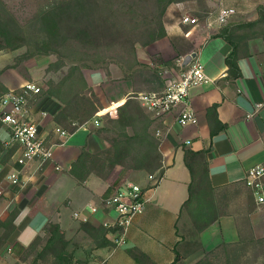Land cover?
<instances>
[{
	"label": "crops",
	"instance_id": "1",
	"mask_svg": "<svg viewBox=\"0 0 264 264\" xmlns=\"http://www.w3.org/2000/svg\"><path fill=\"white\" fill-rule=\"evenodd\" d=\"M222 2L236 9L230 22L256 19L257 6L264 4V0ZM208 5V13H214L218 3L216 0H208ZM196 12L194 1L171 3L163 16L165 36L145 47L136 46L138 62L153 68L164 79L159 87L149 89L141 86L135 91L131 81L123 79L121 70L114 64L108 65L106 69L82 70L85 80L104 109H110L127 99L132 92L161 91L167 78L164 70L167 69L168 76H175V60L189 53H195L209 78V81L200 83L189 91L188 101L197 117L195 123L180 125L174 114H167L153 121L151 132L154 134L158 128L162 130V137L158 139L163 174L157 185L148 190L150 201L144 211L134 218L123 242L111 250L100 251L105 264H138L129 254V250L133 248L140 250L155 264L173 261L172 248L179 240L175 226L177 223L178 226L187 223L186 216L179 214L180 206L188 194L187 184L190 178L183 162V146L193 150L208 148L209 179L216 187L243 181L250 167L264 162V38L255 37L248 41L245 49L248 54L237 60L240 75L230 79L227 77L225 57L230 53L231 45L216 36L219 26L208 27L204 21L207 14L202 18L198 17L196 25L180 22L181 15L197 16ZM2 55L1 53L0 56ZM31 60L23 62L22 66L29 64ZM165 61H170L171 64L165 65ZM8 63L0 66V69ZM28 80L35 82L28 76L22 77L17 67L5 68L0 74V82L8 90L16 89ZM107 103L111 104L105 106ZM213 105L218 121L211 118L210 108ZM59 107L58 101L46 95L34 94L28 99L27 119L39 122L44 125L42 128L49 129L54 125L52 117ZM99 125L89 121L68 134L62 145L53 146L52 161L42 166L34 160L18 166L15 163V147L5 143L6 129L0 125V143L3 145V150L0 151V220L14 207L18 209L7 246L11 248L15 242L27 246L34 236L44 235V226L48 220L57 223L65 234L74 227L77 235H81L82 231H77L79 220L71 217L74 211L80 212L95 225L113 217L112 214L103 212L90 214L85 207L97 195L113 192L123 181L116 182L119 168L111 170L106 179L90 175L83 183H78L68 173L81 147L97 152L108 146L107 133L99 131ZM10 149L13 150L12 154L4 156ZM55 165L60 168L55 169ZM14 169L19 170L20 181L16 185L8 178ZM67 177L72 178L74 183L70 185V190L57 197L65 188ZM126 177L143 186L151 183L147 174L141 170L129 171ZM242 226L246 230L251 229L255 237L264 236V205L255 203V208L247 216V223L243 222ZM198 238L200 249L187 256L184 264H194L204 253L220 243L238 241L235 216H220L202 230ZM3 252L0 251V259Z\"/></svg>",
	"mask_w": 264,
	"mask_h": 264
},
{
	"label": "trees",
	"instance_id": "2",
	"mask_svg": "<svg viewBox=\"0 0 264 264\" xmlns=\"http://www.w3.org/2000/svg\"><path fill=\"white\" fill-rule=\"evenodd\" d=\"M185 1L189 0H59L38 10L25 24H21L0 1V51L25 46V50L14 57L11 66L36 55L54 56V60L47 63L45 72L59 73V77L46 79L38 94L60 103L52 121L70 134L89 122L102 108L82 69H106L114 64L121 70L122 78L131 81L135 91L141 86L154 89L163 83L164 79L153 68L138 62L136 46L145 47L164 37L166 8L171 3ZM190 1L196 3L197 17L210 11L208 0ZM216 36L231 45L225 64L227 77L235 79L240 75L237 60L248 54L245 51L248 41L255 37L264 38V4L257 6L256 19L228 22L219 26ZM163 63L171 64L170 61ZM3 70L0 69V74ZM7 91L8 88L0 82V96ZM115 106L100 110L101 113L111 112V117L99 119V131L107 133L108 146L97 152L81 147L68 169L69 175L83 183L90 175L106 179L111 170L119 168L117 183L132 170L154 175L158 183L163 174L162 157L160 141L151 132L153 120L150 114L133 97ZM210 113L213 121H218L215 105L210 108ZM207 149L182 147L183 162L190 178L188 194L179 214L186 216L187 223L175 226L179 240L172 248L173 261L168 264H182L187 256L199 250V233L223 215L235 216L238 241L220 243L194 264H234V250L254 238L251 229L242 226L255 208L251 190L244 180L213 186L209 179ZM12 152L10 149L4 156H10ZM17 214L18 209L14 207L0 220V246L14 229ZM77 231L86 234L95 249L115 248L111 234L118 232L116 227L79 221ZM77 246L78 243L66 238L57 223L48 222L44 226V235L34 236L27 246L15 242L11 249L29 264H88V257L80 259L76 256ZM129 254L138 264H155L136 248L129 250ZM219 255L221 263L215 261Z\"/></svg>",
	"mask_w": 264,
	"mask_h": 264
},
{
	"label": "built area",
	"instance_id": "3",
	"mask_svg": "<svg viewBox=\"0 0 264 264\" xmlns=\"http://www.w3.org/2000/svg\"><path fill=\"white\" fill-rule=\"evenodd\" d=\"M216 1L218 3L216 11L207 13L204 19L208 27L224 25L230 22L236 14L235 7L224 5L222 0ZM180 22L196 25L199 18L183 14ZM175 64L177 67L175 76H168L167 69L164 70L167 78L161 91L132 92L128 98L136 99L144 111L150 114L153 121L167 114H174L180 125L195 123L197 117L188 101L189 91L192 87L209 81V78L204 73L202 63L195 56L191 57L187 64H183L182 57L177 58ZM40 90L41 86L36 82L26 81L18 88L8 90L0 96V123L7 133L5 143L15 147V163L18 166H23L33 160L37 161L39 166L51 162L53 146L62 145L63 139L69 134L59 125L54 124L49 129H44L43 124L27 119L28 99L38 94ZM113 109L116 111V106ZM100 110L96 111L90 120L95 125H99V119L102 116L109 114L111 117L110 111L101 113ZM154 135L161 138L162 130L156 129ZM59 168L55 165V169ZM147 177L151 182L149 186H143L130 179L123 180L113 192L97 195L92 201L86 203L85 209L90 214L103 212L113 215L110 219H105L102 225L118 229V232L111 234L115 248L123 242L134 218L144 211L150 201L148 190L157 185V179L154 175H147ZM8 178L12 184H18L19 170L11 171ZM244 182L251 190L256 205H264V162L250 167L244 176ZM73 218L88 221V218L78 211L73 212ZM88 264H105V259H95Z\"/></svg>",
	"mask_w": 264,
	"mask_h": 264
},
{
	"label": "rangeland",
	"instance_id": "4",
	"mask_svg": "<svg viewBox=\"0 0 264 264\" xmlns=\"http://www.w3.org/2000/svg\"><path fill=\"white\" fill-rule=\"evenodd\" d=\"M0 1H2V3L7 8V10L21 24H25L31 17H33L37 13L38 10L48 8L59 0H0ZM24 50H25V46H20L14 50L0 51V54L1 53L3 54L2 56H0V66L9 62L8 65H5L3 67L4 69L7 66L11 68L17 67V70L19 71L20 75H22V77L28 76L32 78L33 80H35V82L37 83L39 82L40 84L39 83L38 84L41 86V88L44 86V81L46 79L48 78L57 79L59 77V73H53V72L46 73L45 72V67L47 63L54 60V56L50 54L49 55H36L27 60L22 61L16 66H11L14 63V57L22 53ZM12 52L14 53L11 56L10 54ZM5 53H8V54H5ZM30 59L32 60L30 61V63L28 62L29 64H25L24 66H22L23 62H26ZM103 65H106V64L103 62ZM84 69H88V68H84ZM28 81H31V80H28ZM108 104H111V103H107L105 104V106H107ZM104 116L110 117L109 114H106ZM127 179L129 178L125 177L123 180H127ZM72 183H74L72 178L67 177V183L65 185V188H63V190H61L58 193L57 197L61 196L63 192H67L68 190H70V185ZM100 195H103V194H100ZM71 217L73 218V215H71ZM48 222H54V221L48 220ZM70 229H71L70 231L64 234L66 238L70 239L72 242L78 243V246L75 252L78 258L82 259L84 257H88L89 260L92 261L95 259H100V257H103L100 254V251H104V250L93 248L91 239L86 234L82 232L81 235H77V232L74 227H71ZM1 232L2 231L0 229V234ZM7 240L0 246V251L1 252L4 251L0 259V262H2L3 264H29V261H23L22 259L18 258L17 255H15L13 250L9 246H7V243H8ZM71 247H73V245H71ZM234 258H233L235 262L234 264H264V236H261V237L254 236L253 240L246 241L242 248L236 251L234 250ZM215 261L221 263L222 257L219 255L218 257L215 258ZM182 264H184V262Z\"/></svg>",
	"mask_w": 264,
	"mask_h": 264
},
{
	"label": "water",
	"instance_id": "5",
	"mask_svg": "<svg viewBox=\"0 0 264 264\" xmlns=\"http://www.w3.org/2000/svg\"><path fill=\"white\" fill-rule=\"evenodd\" d=\"M195 53H189L187 55H185L183 57V64H187L189 62V60L191 59V57H194Z\"/></svg>",
	"mask_w": 264,
	"mask_h": 264
}]
</instances>
